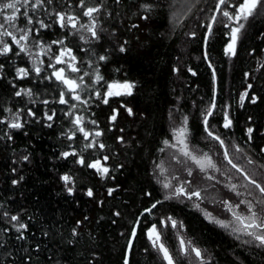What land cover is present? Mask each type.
Here are the masks:
<instances>
[{"label": "trees", "instance_id": "trees-1", "mask_svg": "<svg viewBox=\"0 0 264 264\" xmlns=\"http://www.w3.org/2000/svg\"><path fill=\"white\" fill-rule=\"evenodd\" d=\"M219 1L41 0L45 15L81 23L97 9L95 37L56 23L36 35L72 52L76 98L17 46L0 51V264H168L151 228L172 264H264V244L233 223L255 213L264 230V0L232 55L223 12L243 0H225L204 44ZM110 83L134 87L104 103ZM193 155L209 162L213 203Z\"/></svg>", "mask_w": 264, "mask_h": 264}, {"label": "rangeland", "instance_id": "rangeland-1", "mask_svg": "<svg viewBox=\"0 0 264 264\" xmlns=\"http://www.w3.org/2000/svg\"><path fill=\"white\" fill-rule=\"evenodd\" d=\"M9 2L16 4V10L14 11L13 9H5L3 10V12H0V24L3 25V27H0V51L3 52L2 50L5 44H7L8 46H10L11 44L17 46L18 49L26 57L31 71L38 74L41 71H43L44 68H47L49 70L50 75L55 80L60 81L65 86L67 91L71 93L72 98H76L74 92L77 89V84L75 81L68 79L65 76L66 71L72 72L73 68L76 69V60L72 52L68 48L61 45L62 43H57V42L53 44L43 43L37 38L36 35L39 30H42V28H46V26L56 23L58 24V26L62 28L65 29L68 28L70 30V34L77 37L79 41L83 43H87L90 40H93L95 37L93 36V32H95L94 12H92L91 15H87L88 19L83 23H81L80 21L69 16L58 15L54 18L45 15L44 14L45 11L42 9L41 0H4L0 3V5ZM10 15H15L16 19L11 22H7L5 18ZM61 17H63V20L60 19ZM29 18H31L32 23H28ZM240 21L237 22L235 20V17L232 19L229 44L233 43L232 30L234 28L239 27ZM41 22L44 25L43 27L41 26ZM5 32H10L12 35L11 36L5 35L4 34ZM236 35H238V33ZM22 36L25 38L21 39ZM13 37H15V40H13ZM235 45H236V41L234 43V50H235ZM227 52L230 55L233 54V52H229V51ZM17 74L19 77L25 75L24 73H20L18 70H17ZM65 80L73 81L74 85L70 86L66 84ZM113 84L122 85L125 83H110L109 85H113ZM111 91L120 92L121 94L108 95L109 88L107 86V90L104 95L105 100L110 97L121 96L126 94V90L122 88H114ZM75 122L77 126H81L79 118H76ZM175 135H176L175 137L176 142L180 146L179 149L181 150L182 153L187 154L188 150L185 145L184 132L180 129L177 130ZM200 158L201 159H198L194 155L191 156V159L204 173L203 183L200 184V188L204 192L202 199L210 201L209 203H213L216 201L217 196L214 192H212L211 185L209 184L210 176L207 173L209 162L205 160L204 157H200ZM100 172L104 174V172L102 171ZM195 189L198 191H202L201 189L200 190L197 188ZM177 190H179V188ZM233 223L239 230L248 233H253L255 237L264 236V230L263 232H261L262 231L260 228L261 226H258L257 219L256 218L253 219L251 214L246 215L237 212L234 215ZM249 224H254L255 226L246 227V225ZM147 237L149 238L150 242H152V244L160 250L162 256L169 264V261L168 259L165 258L164 251L161 248L162 245L156 229L151 228L147 232ZM163 249L165 248L163 247Z\"/></svg>", "mask_w": 264, "mask_h": 264}, {"label": "snow or ice", "instance_id": "snow-or-ice-1", "mask_svg": "<svg viewBox=\"0 0 264 264\" xmlns=\"http://www.w3.org/2000/svg\"><path fill=\"white\" fill-rule=\"evenodd\" d=\"M220 3L221 4H224L225 3V0H220ZM259 3H260V0H243V3H241L239 5V8L237 10V15L235 16V20L237 22H239L241 19L247 20L248 17L253 14V11L256 9V7H257V5ZM5 9H13L15 11L16 10V4L9 2V3H4V4L0 5V12H3V10H5ZM94 11H97V9H95V8H89L87 10V12L84 13V15H91V13L94 12ZM223 15L225 17H228L230 20L233 19V17L229 14L228 11H224L223 12ZM5 19H6L7 22H11V21L15 20L16 17H15V15H10V16H7ZM60 19L63 20V17H61ZM28 23H32L31 18L28 19ZM41 26L42 27L44 26L42 22H41ZM73 26H75V25H73ZM0 27H3V25L0 24ZM243 27H244L243 24H239V27L234 28L232 30V32H233V35H232V41H233V43L232 44H229L227 51L233 52V54H234V43H235V41L237 39V35L236 34L239 33L240 29L243 28ZM4 34L5 35H9V36L12 35L10 32H5ZM93 36H95V32H93ZM24 38L25 37H23V36L21 37V39H24ZM13 40H15V37H13ZM17 43H18V41H17ZM10 50H11L10 47L7 44H5V46H4V48H3L2 51H3V53H7ZM21 50H23V49H21ZM123 50L124 49L121 48V51H123ZM101 59H104V57H101ZM72 70L73 71H76L77 69L73 68ZM18 71L20 73H24L26 75V72H25L24 69H19ZM97 79H100V77H97ZM65 83L68 84V85H70V86H73L74 85V82L73 81H70V80H65ZM133 87H134V85L129 84V83H125V84H122V85H117V84L108 85V88H109L108 95H120L121 94L120 92H113V91H111L114 88H122V89H125L126 90V94L131 95V89ZM20 94H21L20 92H17L16 93V95H18V96ZM242 99H243V97H242ZM63 102L64 101L61 100V103H63ZM107 102H108L107 100H104V103H107ZM128 111L131 114V109H129ZM208 115H211V112H209ZM48 119L51 120L52 117L49 116ZM113 119H115V117H113ZM226 120H227V118H226ZM205 124H207V120H205ZM230 124H231V121H227L225 123L224 127H229ZM21 126L22 125L20 123H11V124H9V127L10 128H20ZM81 131H83V129H81ZM248 132L250 134L252 132V129L249 128L248 129ZM87 135L88 134L85 133V136H87ZM96 135H100V133H96ZM209 135H211V133H209ZM216 139H219V138L216 137ZM221 143H223V142L221 141ZM101 147H103V145H101ZM64 155H67V153H65ZM24 159L26 160L27 157H24ZM80 163L83 164L84 161L81 160ZM88 167L97 168L98 170H100V171H102L104 173H107V171H108L107 168H101L98 161L96 163L89 164ZM63 179L65 180V182H68L69 181V177L68 176L63 177ZM252 183H255V181H252ZM165 187H168V185H165ZM256 187L257 188H260V191L261 192H264V188L260 187L259 184H257ZM69 192H71V189H69ZM87 195L88 196H91L92 195L91 190L88 191ZM153 207H155V205H153ZM249 211H251V206H249ZM255 216H256V214L255 213H252L253 219H255ZM12 219L13 220H16L17 217L13 216ZM238 219H239V217H238ZM253 226H255V225L254 224L246 225V227H253ZM21 227H23V225H21ZM248 234L249 235H253V233H248ZM256 239L260 240L261 244H264V236H256ZM161 248L164 251L165 258L168 259L169 264H172L171 258L169 257L167 250L166 249H163L162 246H161ZM197 255H199V252H197Z\"/></svg>", "mask_w": 264, "mask_h": 264}, {"label": "water", "instance_id": "water-1", "mask_svg": "<svg viewBox=\"0 0 264 264\" xmlns=\"http://www.w3.org/2000/svg\"><path fill=\"white\" fill-rule=\"evenodd\" d=\"M221 6H222V4H221L220 1H219L218 4H217V6H216V8H215V11H214V13H213V15H212V18H211V20H210V22H209L208 28H207V30H206L205 39H204V44H205V45H206V41H207V39H208L209 33H210V31H211V28H212V26H213V24H214V22H215V19H216L218 13H219V10L221 9ZM214 83H215V87H214L215 89H214L213 103H212L211 109H210V111H209V112H211V114H212V112H213V110H214L215 103H216V82L214 81ZM209 117H210V115H207V117H206L205 120L208 121ZM204 126L206 127L205 121H204ZM222 147H223V146H222ZM224 154H225V158H226L227 162L230 163V160H229L227 154L225 153V150H224ZM230 164H231V163H230Z\"/></svg>", "mask_w": 264, "mask_h": 264}, {"label": "bare ground", "instance_id": "bare-ground-1", "mask_svg": "<svg viewBox=\"0 0 264 264\" xmlns=\"http://www.w3.org/2000/svg\"><path fill=\"white\" fill-rule=\"evenodd\" d=\"M209 37V36H208ZM214 81H215V79H214Z\"/></svg>", "mask_w": 264, "mask_h": 264}]
</instances>
